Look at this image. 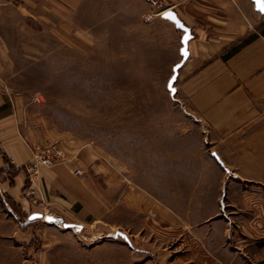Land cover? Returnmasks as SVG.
Instances as JSON below:
<instances>
[{
	"label": "rangeland",
	"instance_id": "obj_1",
	"mask_svg": "<svg viewBox=\"0 0 264 264\" xmlns=\"http://www.w3.org/2000/svg\"><path fill=\"white\" fill-rule=\"evenodd\" d=\"M7 2L0 0V85L33 160L19 195L2 190L0 172V264H217L264 243V191L245 196L254 207H220L219 176L199 152L183 150L197 134L183 140L182 121L199 117L168 87L164 28L160 46L134 8L119 13L121 0H35L31 15L17 9L21 0ZM49 149L56 165H81L74 173L94 190L85 208L43 194L44 166L36 174L29 166ZM241 193L229 195L239 204Z\"/></svg>",
	"mask_w": 264,
	"mask_h": 264
},
{
	"label": "crops",
	"instance_id": "obj_2",
	"mask_svg": "<svg viewBox=\"0 0 264 264\" xmlns=\"http://www.w3.org/2000/svg\"><path fill=\"white\" fill-rule=\"evenodd\" d=\"M14 1L8 0L7 4L13 8ZM76 2L65 0L69 5L76 6ZM36 5L35 0H21L16 7L22 14L31 15ZM3 6L0 4V13ZM131 8L155 31L153 35L160 46L161 31L165 29L166 46L171 49L168 54L172 56L167 59L171 77L175 65L183 59L184 31L163 14L174 10L191 28L189 56L179 70L175 94L186 100L199 120L182 121L186 127L181 134L183 140L197 134L196 146L192 139L191 147L184 142L183 150L199 152L197 157L206 160L205 167H212L213 174L219 176L220 183L216 180L214 189L221 191L217 199L220 207H254L255 199L246 200L245 196L264 191V15L256 10L252 0H121L119 3V13H130ZM149 14L154 16L147 20ZM6 45L0 34L2 57L6 55ZM12 99L8 88L0 85V172L7 179L1 187L19 195L27 179L24 167L33 160V151L20 131ZM80 166L73 161L68 165L42 167L40 182L45 197L57 203L62 201L63 207L78 203L83 208L88 206L94 190L88 178L74 173ZM205 172L199 170L198 174ZM232 191L242 192L244 198L239 204L230 198ZM218 216L221 212L202 222H211ZM217 260V264H247L249 260L251 264H264V243L244 252L237 250L230 261L222 257Z\"/></svg>",
	"mask_w": 264,
	"mask_h": 264
},
{
	"label": "water",
	"instance_id": "obj_3",
	"mask_svg": "<svg viewBox=\"0 0 264 264\" xmlns=\"http://www.w3.org/2000/svg\"><path fill=\"white\" fill-rule=\"evenodd\" d=\"M255 4L256 10L259 11L260 13H262L264 15V10H261V3H264V0H252ZM163 16L171 21H173L176 26L184 31V35L182 38V42H183V48L181 50L182 55H183V59L181 62H179L178 64L175 65L174 67V74L173 76L170 78L169 83H168V87L171 90V93L173 95H175L176 93V87H175V83L177 81L178 75H179V70L180 68L183 66L184 62L187 60L188 56H189V50H188V43L190 41V39L192 38V32H191V28H189L178 16V14L174 11V10H168L166 11ZM35 216H43L41 214H35ZM44 218L46 221L49 222H56V221H62V218H57L53 215H44ZM65 227H74L77 224L74 223H67V222H63ZM79 228H82V225H77ZM116 236H121L123 238H125L126 240L129 239L128 235L122 231H117L116 232Z\"/></svg>",
	"mask_w": 264,
	"mask_h": 264
},
{
	"label": "built area",
	"instance_id": "obj_4",
	"mask_svg": "<svg viewBox=\"0 0 264 264\" xmlns=\"http://www.w3.org/2000/svg\"><path fill=\"white\" fill-rule=\"evenodd\" d=\"M153 16H154L153 14L147 15V20H150ZM50 151H51V149L46 150L45 152H42V153H37L38 163L34 164L35 166L34 165L29 166V171L31 172V174L32 173H35V174L38 173L40 166L52 167L58 163V161L55 159L54 155ZM60 153L61 152H58V154H60ZM76 173L78 175L83 174V172L81 170H77ZM33 181H34V179H33ZM34 192H35L34 189L28 191L27 193H25V197L26 196L29 197Z\"/></svg>",
	"mask_w": 264,
	"mask_h": 264
},
{
	"label": "snow or ice",
	"instance_id": "obj_5",
	"mask_svg": "<svg viewBox=\"0 0 264 264\" xmlns=\"http://www.w3.org/2000/svg\"><path fill=\"white\" fill-rule=\"evenodd\" d=\"M261 10H264V3H261Z\"/></svg>",
	"mask_w": 264,
	"mask_h": 264
}]
</instances>
